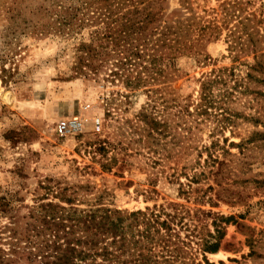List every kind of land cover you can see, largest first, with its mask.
<instances>
[{
	"label": "rangeland",
	"instance_id": "rangeland-1",
	"mask_svg": "<svg viewBox=\"0 0 264 264\" xmlns=\"http://www.w3.org/2000/svg\"><path fill=\"white\" fill-rule=\"evenodd\" d=\"M35 1L0 0L3 264H41L20 252L50 201L154 221L126 230L112 264H264V0H120L119 15L150 13L149 32L203 38L137 85L112 75L115 57L97 72L81 59L101 25L41 33L11 16ZM72 117L81 131L58 137Z\"/></svg>",
	"mask_w": 264,
	"mask_h": 264
},
{
	"label": "trees",
	"instance_id": "trees-1",
	"mask_svg": "<svg viewBox=\"0 0 264 264\" xmlns=\"http://www.w3.org/2000/svg\"><path fill=\"white\" fill-rule=\"evenodd\" d=\"M120 4V0H70V4L67 0H36L33 7H15L11 16L21 15L24 21L27 17L36 19L41 24V33H73L87 26L101 25L100 30L93 31L99 42L97 49L82 46L81 59L87 60V67L97 72L103 63L115 57L116 70L112 75L120 78L126 73L129 85H137L141 79L144 83L147 80L154 83L155 76L163 72L160 67H168L203 40L186 39L170 31V26L161 27L157 33L149 32L154 24L150 13L131 10L119 15ZM59 201L72 203L66 197ZM28 217L32 220L29 231L33 235L25 237L29 246L20 253L24 257L39 258L41 264H112L119 248L130 243L126 240V230L138 224L145 228L154 223L140 211L125 213L106 207L77 210L51 201L40 203ZM8 230L14 232L13 228ZM13 239L9 237L10 241ZM205 250L216 251L211 245ZM3 261H6L4 257H0V264Z\"/></svg>",
	"mask_w": 264,
	"mask_h": 264
},
{
	"label": "built area",
	"instance_id": "built-area-1",
	"mask_svg": "<svg viewBox=\"0 0 264 264\" xmlns=\"http://www.w3.org/2000/svg\"><path fill=\"white\" fill-rule=\"evenodd\" d=\"M82 122L75 117L64 118L57 122L54 132L58 137H66L68 135H74L81 131Z\"/></svg>",
	"mask_w": 264,
	"mask_h": 264
},
{
	"label": "bare ground",
	"instance_id": "bare-ground-1",
	"mask_svg": "<svg viewBox=\"0 0 264 264\" xmlns=\"http://www.w3.org/2000/svg\"><path fill=\"white\" fill-rule=\"evenodd\" d=\"M6 97H9V95H7Z\"/></svg>",
	"mask_w": 264,
	"mask_h": 264
}]
</instances>
